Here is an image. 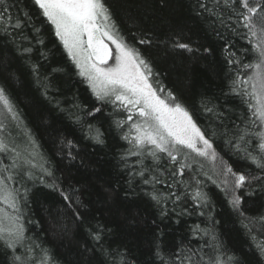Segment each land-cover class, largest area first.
Segmentation results:
<instances>
[{"label": "trees", "instance_id": "trees-1", "mask_svg": "<svg viewBox=\"0 0 264 264\" xmlns=\"http://www.w3.org/2000/svg\"><path fill=\"white\" fill-rule=\"evenodd\" d=\"M104 2L118 37L158 74L154 86L158 80L165 93L170 90L188 108L212 139L219 159L234 171L264 177V171L226 143L233 133L245 128L241 118L246 105L229 91L230 72L236 66L227 63L225 49L232 45L231 51L245 63L256 60L251 51L245 55L251 45L243 38L245 30L236 26L235 19H228L230 12L214 7L213 0ZM200 2L208 4L212 13L200 9ZM4 5L21 21V27L5 31L0 26V85L7 88L25 142H10L19 153L20 167L11 168L13 157L0 153V171L8 166L19 173L16 182L9 185L29 189L21 211L28 237L25 245L35 249L37 259L43 256L41 250H47L55 264H121V260L125 264H160L159 251L165 264H170L172 254L179 250L185 254L199 252L203 256L200 264H206L209 256L217 255L213 247L219 244L218 254L224 264L228 257L234 258L232 264H264V179L246 182L238 189L243 197L242 217L229 203L230 191L225 193L219 168L208 159L184 150L188 159L181 163L191 168L181 178L170 175L175 166L163 154L158 162L144 155H130L136 149L123 139L129 122L122 128L117 126L126 119L125 112L97 99L34 0H4ZM142 40L150 43L142 44ZM177 40L189 44L192 51L173 47ZM26 48L31 51L25 52ZM34 65H39V76L33 72ZM97 107L100 112H94ZM206 107L213 111H206ZM97 129L103 144L92 138ZM252 131L260 129L254 127ZM252 143L258 141L253 138ZM1 156H7L6 164ZM145 166L157 168L152 174L165 181L154 185L157 192L167 193L168 185L183 179L189 183L177 184L173 190L187 195L158 206L145 194L153 191V185L142 184L138 176L132 180L134 194L128 186L130 176ZM41 168L50 169L65 191L70 186L79 190L71 194L79 196L86 206L81 209L82 215L87 212L83 225L74 220L58 192L24 175L28 170L41 175ZM196 180L203 181L200 188L207 193L209 206L195 207L194 211L191 195ZM162 207L166 208L164 216ZM97 222L109 230L102 243L113 253L111 256L102 255L100 245L89 235L88 229H94ZM196 225L209 229V235L194 234ZM13 254L0 243V264H13ZM15 255H25V248L18 247Z\"/></svg>", "mask_w": 264, "mask_h": 264}, {"label": "snow or ice", "instance_id": "snow-or-ice-1", "mask_svg": "<svg viewBox=\"0 0 264 264\" xmlns=\"http://www.w3.org/2000/svg\"><path fill=\"white\" fill-rule=\"evenodd\" d=\"M213 4L214 7L228 10L230 12L228 19H235L236 26L245 30L243 38L248 39L251 45V49H245V55L251 51L256 56L255 62L245 63L243 57H237L236 53L231 51L232 45L225 49L227 63L236 66L235 70L230 72L229 91L238 96L246 105L245 116L241 118V123L245 124V128L233 133L226 143L234 152L243 153L242 158L251 160L261 171H264V0H213ZM34 5L38 6L42 10V15L55 26V35L63 42L72 60L80 68V75L86 78L97 99L122 108L127 113L126 119L118 121L117 126L122 128L124 124L131 122L128 133L123 136V139L129 141L136 149L134 152L130 151V155H144L158 162L163 154L175 166L170 175L181 178L185 175L186 169L191 168L190 164L181 163V160L187 161L188 159V155L184 152L185 149L190 153H195L198 157L210 159L215 164L218 153L215 151L212 139L206 135V131L193 119L192 113L170 90L165 93V88L158 80L155 81L154 86L153 81L158 74L153 72L150 64L136 50L118 37L111 12L104 0H34ZM198 7L205 12L212 13V8L206 3L200 2ZM221 23L224 21L221 20ZM0 26L5 31L8 27H21V21L13 18L9 8L4 5V0H0ZM231 30L236 32L235 27ZM106 41L115 45V55ZM140 43H150V41L142 40ZM173 47L192 51L189 44L180 43L178 40ZM24 51L29 52L31 49L26 48ZM205 51L210 53L211 49L206 48ZM109 60L113 61L111 65L108 63ZM33 72L39 76V65L33 66ZM0 105H3L6 113L10 114L13 119L16 118L17 114L14 112L4 85H0ZM205 110L213 111L212 108L207 107ZM100 111L99 107L94 109V112ZM254 127H258L260 131L253 132ZM5 128L6 125L0 121V132ZM91 128L92 126H89L90 131ZM101 137L102 133L97 129L92 138L97 143L103 144ZM253 138L258 141L255 145L252 143ZM68 143L71 145L70 141ZM0 151L13 153L11 168L20 167L17 163L19 153L15 148L9 149L3 136H0ZM220 161L219 175L224 177L222 184L226 194H229L228 189L229 186L231 187L229 203L243 217L244 213L240 209L243 197L236 194L237 190L244 188L246 182L262 180L264 177L245 175L242 171H234L230 165L223 162L222 158ZM32 167L35 165L33 164ZM3 171L8 175L0 173V204L7 205L12 212L0 208V243L14 253L13 264H30V261L31 264H55L47 250H41L43 256L37 259L34 255L35 249L25 245L28 237L25 235L26 228L21 209L22 205L27 203L29 189L11 187L9 182L15 183V176L19 173L10 171L8 166H5ZM154 171L158 169L145 166L133 173L128 182L129 189L135 194L132 180L137 176L140 177L142 184L153 185V191L145 194L158 206H166L168 200L175 202L187 195L186 193L178 195L173 190L177 184L187 185L189 183L183 179L168 185L170 191L167 193L157 192L154 185L163 184L165 181L153 175ZM41 173V175H36L28 170L24 175L58 192L74 220L83 225L87 212L85 211L82 215L81 209H85L86 206L79 196L71 194L79 190L71 186L68 191L62 189L57 182L59 178L55 177L50 169L41 168ZM146 173H148L147 178ZM192 179L195 180V177L193 176ZM202 184L203 181L196 180L195 192L191 195L194 211L195 207L209 206L207 193L200 188ZM199 214L204 215L203 212ZM164 215H166V208L162 207L161 216ZM106 231L109 230L98 222L94 229H88L92 240L100 245L102 255L111 256L113 253L103 248L102 240ZM193 232L207 236L210 230L201 229L199 225H196ZM212 240H216L215 235L212 236ZM18 247L25 248V255H15ZM219 248V244L214 245L213 251L217 252V255L209 256L206 264H224L218 254ZM156 255L160 259V264H165L164 257L159 251ZM195 256H199L200 259H193ZM233 259V257H228L227 264H232ZM201 260L203 256L199 252L185 254L178 250L172 254L170 264H200ZM121 264L125 262L121 260Z\"/></svg>", "mask_w": 264, "mask_h": 264}, {"label": "rangeland", "instance_id": "rangeland-1", "mask_svg": "<svg viewBox=\"0 0 264 264\" xmlns=\"http://www.w3.org/2000/svg\"><path fill=\"white\" fill-rule=\"evenodd\" d=\"M54 26V25H53ZM54 28H55V26H54ZM62 42V41H61ZM107 42H109V44L112 46V48H113V54L115 55V52H116V49H115V45L114 44H112L110 41H107ZM63 43V42H62ZM64 45V44H63ZM65 47V46H64ZM66 49V48H65ZM66 51H67V49H66ZM67 53H68V51H67ZM69 54V53H68ZM70 56V55H69ZM71 57V56H70ZM72 59V58H71ZM74 63H75V61H74ZM113 63V61H111L110 63H109V65H111ZM76 64V63H75ZM76 66H77V64H76ZM77 68H78V70H79V72H80V68L77 66ZM83 77V76H82ZM85 80H86V78L85 77H83ZM87 81V80H86ZM89 84V83H88ZM90 86V85H89ZM90 88L92 89V87L90 86ZM92 91H93V89H92ZM94 93V92H93ZM120 110H122L123 112H125L122 108H119ZM125 114H126V117H127V113L125 112ZM0 121H2L5 125H6V128L2 131V132H0V136H3L5 139H6V141H7V143H8V146H9V149H11V148H13V146H11L10 145V142H14L13 140L15 139L16 141L18 140L20 143H24L25 141L23 140V136L19 133V131H18V127H19V123H18V120H17V118H15V119H13L12 117H11V115L10 114H7L6 113V111H5V109H4V107H3V105H0ZM131 124V122H129V125ZM19 134H20V136L22 137V140H20L19 138ZM15 145H16V143H15ZM26 146V145H25ZM16 149V148H15ZM17 150V149H16ZM186 150V149H185ZM187 152H188V150H186ZM0 153H2V154H4V155H6V153L7 154H9L11 157H13V153H11L10 151L9 152H3V151H0ZM190 153V152H189ZM191 154H194V153H191ZM1 160H2V162L4 163V164H6V162H7V156L5 157V156H1ZM210 162H212L210 159H208ZM220 159H219V157L217 158V161L215 162V164L212 162V164L216 167V168H219V166H220ZM0 165H1V161H0ZM9 170H10V168H9ZM11 171V170H10ZM0 173H2L3 175H8V173L7 172H4V171H0ZM222 179H224V177L222 176ZM15 180H16V177H15ZM229 180H231V177H229ZM16 182V181H15ZM9 184L10 185H12V184H14L13 182H9ZM229 191H231V187L229 186ZM236 194L238 195V190H237V192H236ZM0 208H5V209H7V211L8 212H12V211H10V209H9V207L7 206V205H4V204H0Z\"/></svg>", "mask_w": 264, "mask_h": 264}, {"label": "water", "instance_id": "water-1", "mask_svg": "<svg viewBox=\"0 0 264 264\" xmlns=\"http://www.w3.org/2000/svg\"><path fill=\"white\" fill-rule=\"evenodd\" d=\"M106 43H108L109 44V42H107L106 41ZM109 47L113 50V48H112V46L109 44ZM112 60H109V62L108 63H110Z\"/></svg>", "mask_w": 264, "mask_h": 264}]
</instances>
